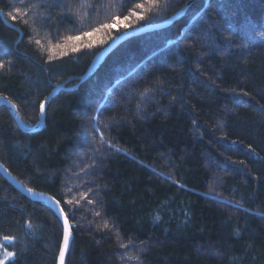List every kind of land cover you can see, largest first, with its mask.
<instances>
[{
	"label": "trees",
	"instance_id": "1",
	"mask_svg": "<svg viewBox=\"0 0 264 264\" xmlns=\"http://www.w3.org/2000/svg\"><path fill=\"white\" fill-rule=\"evenodd\" d=\"M187 1L0 0L21 32L0 16V95L35 124L52 84ZM68 86L32 132L0 105V162L59 202L64 264H264V0H192ZM62 235L0 175V264H55Z\"/></svg>",
	"mask_w": 264,
	"mask_h": 264
},
{
	"label": "water",
	"instance_id": "2",
	"mask_svg": "<svg viewBox=\"0 0 264 264\" xmlns=\"http://www.w3.org/2000/svg\"><path fill=\"white\" fill-rule=\"evenodd\" d=\"M192 0H188L186 2V4L178 11H176L175 13H173L172 15H170L169 17L153 23V24H147V25H143L137 28H132V29H127L124 32H122L121 34L115 36L112 40H110L105 46H103L93 57V59L91 60L89 66L87 67V70L85 71V73L81 76H71L67 79H65L64 81L60 82V83H54L52 84V89L51 91L48 93V95L44 98V100L42 101V103H44L45 108L47 106V103L49 102V100L56 95L60 90L63 89H70L73 88L75 86L69 87L68 84L69 82L73 81V80H78L80 81L81 79H83L84 77H86L89 73H91L96 67L97 65L107 56V54L113 50L119 43H121L122 41H124L125 39L134 36V35H138V34H143L145 32L151 31V30H155V29H159V28H163L166 27L167 25L171 24L172 22H174L184 11L185 7L188 6L191 3ZM0 16L3 19V21L13 27L14 29H16L20 34V30L14 26L13 24H11L9 21H7L4 16L2 11L0 10ZM0 105H4L9 113L11 114V116L13 117V119L15 120L16 124L19 126V128L22 131L25 132H32L35 131L37 129H39L44 122V112H45V108L44 111L41 112L40 108H39V117L38 120L35 124L29 126V125H25L22 120L20 119L16 108L14 106V104L12 103L11 100H9L8 98H6L5 96H1L0 95ZM0 175L6 179L7 182H9L14 188H16L19 192H21L22 194H24L25 196L36 200V201H42L45 203H48L53 210L56 212L57 216L59 217L61 223H62V227H63V235H62V240L59 246V250L57 253V258H56V263L55 264H61V260H60V256H59V252H60V248L63 247L64 244V221L65 218H67L64 214V212H61L62 208L60 206L59 203H57L58 201L43 192L37 191L35 189L32 188H28L25 185H23L20 181H18L9 171L8 169L0 162ZM29 189H31L32 191H29ZM69 225V240H68V246L65 249V255L63 258V264L65 261V257L72 239V231H71V227L70 224L68 222ZM13 238H8L7 240L5 239L6 242H10L12 241Z\"/></svg>",
	"mask_w": 264,
	"mask_h": 264
},
{
	"label": "snow or ice",
	"instance_id": "3",
	"mask_svg": "<svg viewBox=\"0 0 264 264\" xmlns=\"http://www.w3.org/2000/svg\"><path fill=\"white\" fill-rule=\"evenodd\" d=\"M136 7L139 8V7H142V5L137 4ZM19 11H20L19 9L16 10L17 15L19 14ZM9 15L11 16V18H12L13 20L16 19V16H12L11 13H10ZM139 18H140V19H143V17H139ZM89 47H90V45H89ZM2 66H3V65L0 64V67H2ZM44 108H45L44 103H40V110H41V112L44 111ZM29 191H32V190L29 189ZM57 203H59V202H57ZM69 203H71V201H69ZM61 212H63V210H61ZM97 215H99V213H97ZM5 239L7 240L8 238L5 237ZM68 240H69V225H68V220H67V218H65V221H64V244H63V247L60 248V252H59V256H60V260H61V264H63V258H64V255H65V249H66L67 246H68ZM121 246H124V245H121ZM7 255H8V256H13L14 254L11 253V252H9V253H7Z\"/></svg>",
	"mask_w": 264,
	"mask_h": 264
}]
</instances>
